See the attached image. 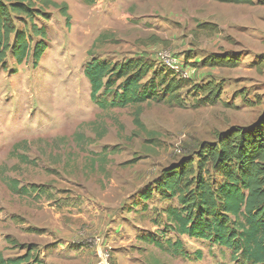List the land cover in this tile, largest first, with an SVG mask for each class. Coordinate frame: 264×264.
Here are the masks:
<instances>
[{"label":"rangeland","instance_id":"1","mask_svg":"<svg viewBox=\"0 0 264 264\" xmlns=\"http://www.w3.org/2000/svg\"><path fill=\"white\" fill-rule=\"evenodd\" d=\"M58 2L68 5L71 20L54 8L44 10L48 21L35 17L47 47L38 66L33 58L19 66L11 53L0 65V252L16 259L34 247L30 264H250L167 230L164 209L178 201L156 193L143 201L141 194L163 169L216 142L218 133L263 117L264 5ZM23 19L16 20L20 29L22 21L31 24ZM162 50L181 59L192 83L175 98H161L162 87L151 90L164 77L180 80L156 63ZM216 53L238 54L240 62L201 66ZM141 58L153 66L142 89L151 98L119 107L114 93L102 91L92 100L88 63ZM209 82L223 83L212 105L193 91ZM177 240L180 251L167 243Z\"/></svg>","mask_w":264,"mask_h":264},{"label":"trees","instance_id":"2","mask_svg":"<svg viewBox=\"0 0 264 264\" xmlns=\"http://www.w3.org/2000/svg\"><path fill=\"white\" fill-rule=\"evenodd\" d=\"M96 3L99 0H86ZM230 5H264V0H212ZM40 6L37 9V6ZM54 8L60 10L70 22L68 5L58 0H0V65H4L8 54L21 66L30 58L38 66L47 47L46 32L35 23V17L45 21L44 12ZM26 17L31 22L20 29L17 19ZM204 30H211L203 26ZM217 29L213 30L215 33ZM41 39L33 47L34 39ZM240 62L238 54L216 53L206 57L204 68H236ZM164 68V67H163ZM153 66L145 59L128 60L122 64L92 61L87 64L85 76L91 85V98L99 94L114 93L113 106L126 107L143 104L152 93L142 90L143 81ZM167 70V69H165ZM170 71V70H168ZM175 77L162 79L159 85L153 81L151 90L162 87L161 98H175V94L192 86L189 79ZM121 82L118 89L113 88ZM223 83L209 82L194 86L193 91L205 95L209 104H215L221 97ZM141 114L139 110L138 116ZM135 124L141 127L139 118ZM167 200L178 201L177 207L164 209L167 214V230L177 235L207 240L214 246L232 251L233 257L242 258L250 264H264V115L249 127L235 126L216 135V142L201 144L193 155L184 156L163 169L152 188L141 194L143 201H149L154 194ZM163 248L159 241L153 240ZM175 251L183 249L180 240L167 242ZM16 244V243H15ZM34 247L23 256L6 259L0 252V264H30L34 258ZM198 260H201L199 257ZM39 262V260H36Z\"/></svg>","mask_w":264,"mask_h":264},{"label":"built area","instance_id":"3","mask_svg":"<svg viewBox=\"0 0 264 264\" xmlns=\"http://www.w3.org/2000/svg\"><path fill=\"white\" fill-rule=\"evenodd\" d=\"M156 63L167 70L173 71L182 79H189V74L186 65L181 61V59L175 54L168 50H162L157 54Z\"/></svg>","mask_w":264,"mask_h":264}]
</instances>
